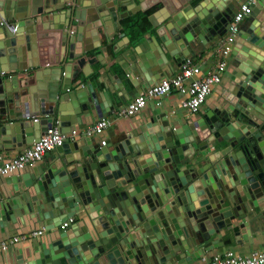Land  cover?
<instances>
[{
  "label": "water",
  "instance_id": "95a60500",
  "mask_svg": "<svg viewBox=\"0 0 264 264\" xmlns=\"http://www.w3.org/2000/svg\"><path fill=\"white\" fill-rule=\"evenodd\" d=\"M27 1L0 0V71L5 72L0 75V117L10 120L0 122V144L6 149L31 145L53 124L69 132L82 114L94 109L103 116L89 80L64 95L71 88L70 80L80 83V70L89 62L77 59L82 48L76 42L81 41L83 30L97 33L105 26L111 33L113 22L134 12L130 0H32L30 7ZM154 1L161 2L167 12L156 30L162 45L155 36L142 41L140 48L153 47L152 39L156 48L148 49L152 54L140 55L137 67L131 68L135 77L145 78L143 91L159 77L161 65L168 63L167 53L178 56L182 50L184 58L194 54L193 47L205 44V38L222 37L239 0H201L196 6L187 4L189 0ZM65 3L73 6L68 14ZM75 6L86 9V20ZM119 6L126 11L118 13ZM54 12L63 17L60 14L57 19ZM154 17L150 20L157 26ZM246 17H253L252 24L239 31L231 52L238 58L231 62L227 75V107L218 105L179 126L155 112L150 118L152 127L147 124L133 133L136 139L126 136L98 146L90 142L81 149L84 160L76 150L66 155L68 165L59 170L38 167L24 174L23 183L10 188L20 196L18 205L0 195V225L14 220L12 210L17 213L20 208L28 215L37 214L43 222L51 219L44 223L47 230L73 217L79 205L92 219L93 233L82 226V236L76 237L69 228L59 232L49 248L41 245L38 264H101L99 258L105 264H160L172 257L190 264L200 257V243L215 245L213 234L249 232L241 222L255 209L264 217V0L254 3ZM64 25L70 26V33L63 31ZM58 32L60 47L45 40L54 36L58 42ZM28 56L34 63L27 62ZM35 56L38 62L55 64L42 68ZM10 71L16 72L11 75ZM130 78L135 85L137 81ZM33 93L37 104H33ZM63 99L73 106L62 103ZM43 100L44 107L51 106L53 112L33 120L38 112L35 107L42 106ZM68 148L77 149V142L64 143L56 150L67 154ZM191 159L204 163L198 170L178 168ZM86 252L91 254L90 261ZM34 253L33 249L30 256Z\"/></svg>",
  "mask_w": 264,
  "mask_h": 264
},
{
  "label": "crops",
  "instance_id": "0c3cea01",
  "mask_svg": "<svg viewBox=\"0 0 264 264\" xmlns=\"http://www.w3.org/2000/svg\"><path fill=\"white\" fill-rule=\"evenodd\" d=\"M200 1L201 0H189L187 4L196 6ZM245 1L246 0H239L238 2H235L236 9L241 3H244ZM130 2L131 4L129 5V7H132L134 12H131V14H128L127 16L113 22L111 26L113 27L111 28L113 29V31L111 33H109L108 31L109 28L105 26H103V29L97 33L95 29L83 30L81 41L76 42L79 47L82 48V53L77 56V59L83 58L85 60H88L90 63L85 62L86 64H84L83 68L80 70V83L78 84L75 79L70 80L71 88L69 92L65 93L64 95L68 96V94H72V90L74 88H78L79 85H85L89 80L93 88H95V93H97L98 100L103 107V116H100V112L94 109L88 114H82L80 117V123L70 126V129L77 130V134L71 138H67L65 143L76 141L78 146L77 149L68 148L66 151L67 154H65L63 152H58L55 148L53 151L46 153L40 161L33 164H28L22 170L15 171L13 173H10L9 175L1 176L0 195H3L5 199L16 201V204L18 205L20 202L18 198L20 196H15L10 188L18 184L20 186L23 183L22 176L24 174L33 173L34 170H36L38 167H40L43 171L47 169L52 171L59 170L63 165H68V163L65 162L67 160L66 155L73 153L76 150L77 152H79L80 157H82L84 160L86 158V155L81 152V149L85 146L88 147L89 144H91L90 142H93L95 146H98L101 144L102 140L116 143L122 139H125L126 136L136 139L137 136H134L133 133L139 131L141 132L143 128L147 126V124L152 127V125L150 124V118L155 112H157L159 115L162 114V116H164L170 124L179 126L181 124L191 123L193 120L201 117L207 111H210L218 105H223L224 107L228 106V101H226L225 97L228 94L230 79H228L227 75L232 69L231 62H235V60L238 58L231 53L232 51L225 58L228 66L225 72H223L222 74L220 83L215 85L211 89L210 93L207 95L205 101L199 107L198 111L191 112L188 109L183 108L181 102L184 96L175 91H172L168 94L160 96L159 98L148 100L146 105L133 116L118 114V112L122 110L126 106V104L136 96L137 92L143 91L142 84L146 82L144 77H135L136 75L133 74L131 68L137 67L136 61H139L140 55L144 56L146 53L152 54V52L148 49L156 48L155 41L153 39L152 41H150V44L153 47L144 45L142 48H140L138 45L145 39L152 38V36H155L158 42L162 45L156 30L162 25V23L159 22L163 20V18L167 15V12L161 2L154 0H142V2H139L138 0H130ZM27 4V7H30L32 5V0H28ZM142 5H144V7ZM72 7L73 6L71 3L64 4V9H66L67 14ZM74 9L82 10L84 13L83 18L86 20L87 14L85 13V8H81V6H75ZM124 11H126V8L124 6H119L117 12L122 13ZM144 11L149 12L148 18L150 21V28L146 32H144V34H139V37L133 38L128 34L127 28L124 25L123 21L128 17H135L137 14H140ZM54 14L56 15V12H54ZM60 14L62 13L60 12L56 15L57 19L60 18ZM152 15H155L154 18L158 23L157 26L152 25V22L150 20V17H152ZM252 19L253 17L251 19L245 17L239 24L240 30L251 25ZM72 22L73 24L78 23L77 20H73ZM63 31H67V33H70V26L64 25ZM225 36L226 33L222 37L216 36L212 40H208L205 38V44L200 43L196 47H193L194 54H190L184 58L190 57L193 63L199 65L203 71L212 69L222 58L220 49ZM57 37L58 42L55 41L56 37L54 36H45V40H48L49 44L51 45L57 44L59 46L61 40L60 32H58ZM238 38L239 37L236 38V42L233 45L234 47L232 50L236 49L235 45ZM177 54L178 56H171L169 55V53H167L169 61L167 64L161 65V68L157 70L159 77L154 82H157L164 76L170 77L178 72L184 58H181L182 50L178 51ZM30 57L32 56L30 55ZM30 57L28 56L27 62L29 61V63H34L33 58L31 59ZM34 58L35 63L38 62L39 59L37 58V56H35ZM75 59L76 58L73 59L74 62ZM58 60L59 57H57V61ZM47 63H49L48 65L51 66L55 64L54 61L50 62L49 60L45 62H38L39 66L42 68H48ZM137 69L139 71V74H141V70L139 68ZM15 72L16 71H10L7 73L12 75ZM20 72L22 73V70L19 71V73ZM130 77H132L134 81H137L135 85H133V83L131 82ZM44 91L46 94L47 90ZM47 97L45 95L44 99L46 101ZM32 98L34 99V103L32 102V100L31 102L33 104H37L38 98L36 96V93H33ZM45 100H43L44 103L42 102V106L39 105L38 109L37 107H35L38 112H35V114H33V120L34 118L40 119L44 116H50V114L53 112L51 106L44 107ZM61 102L65 104L70 103L73 106L71 101L66 102L63 99ZM39 111L43 116L39 114ZM100 117H105L108 119L109 124L107 128L100 135L95 133L87 134L86 130L88 129V127H90L91 124ZM6 118L7 117H0L1 124L10 121L8 120V118ZM53 126H56L59 129V126L57 124H53ZM86 136L91 137V140L86 139ZM26 147L28 146L21 145L6 149L0 144V156H3L4 158L14 156L19 152H22ZM148 156L147 158H144V160H147ZM87 158L89 159V156H87ZM194 162L195 163H191L190 160H188V162L178 164V168L180 170H187L188 167L193 166L196 170H198V167H200L204 163L203 160L195 159ZM170 165L171 163L167 166L169 167ZM161 172L162 169L158 170L156 175H160ZM15 177H17L16 183L15 180L13 182V179H15ZM76 205L78 204L76 203ZM82 208L83 205H79L75 212V215L73 216L74 222L67 228H71L76 237L82 236L83 233L80 230V227L82 226L88 228L91 233H93L94 230L92 219L87 213L84 212ZM12 211L14 212V220H7L5 225H0V264H38L39 254L42 253V248L40 246L43 245L46 248H49L50 242L57 237L58 233L65 231L66 229L64 230L61 229L60 226H56L50 230H47L45 229L44 223H50L51 219H47L43 222L38 218L37 214L31 213L28 215L25 209L21 208L17 209V213L14 209ZM125 221L127 222L128 229H132L133 227H131L128 223V219L125 218ZM236 223L238 222L235 221V224ZM241 223H244L242 225L243 227L246 226L245 228L250 229L249 232L245 231V233H242V235L241 233L239 235H233L226 234L225 231L221 230L219 233L213 234L211 236V240L213 239V241L216 242L215 245L208 247V242L200 243L198 245V247L202 249L200 257H197L196 260L192 261L190 264H203V257L208 258L213 254L222 253L228 249H231L235 253L240 255H247L249 254V252L256 249L264 250V217L260 214V210L255 209L253 213H248L246 215V218L243 219ZM42 228L46 230L44 234L32 239L29 238L32 231ZM106 234L108 235V233ZM2 244H4L6 248H3ZM33 249L35 251L34 256H30V252ZM85 254L87 257V261H90L91 254H89V252H86ZM182 257L185 258L186 255L182 254ZM99 260L101 264H105L102 263V259L99 258ZM160 264L182 263H178L177 259L172 257L169 260L161 261ZM183 264H188V262L185 261Z\"/></svg>",
  "mask_w": 264,
  "mask_h": 264
},
{
  "label": "built area",
  "instance_id": "2783aa9c",
  "mask_svg": "<svg viewBox=\"0 0 264 264\" xmlns=\"http://www.w3.org/2000/svg\"><path fill=\"white\" fill-rule=\"evenodd\" d=\"M257 1L246 0L236 9L221 45L222 58L212 69L203 71L199 65L193 63L190 57L184 58L177 73L170 77L164 76L157 82L152 83L145 91L139 92L118 114L133 116L146 105L148 100L159 98L172 91L184 96L181 102L183 108L191 112L198 111L211 89L220 83L222 74L228 66L225 58L230 54L236 38L239 37V24L246 16L252 13L253 4ZM3 74L5 72L0 71V75ZM34 120H37V118H34ZM108 124L107 118L100 117L88 127L86 132L87 134L95 133L100 135L107 128ZM76 134V129H70L69 132L63 133L56 126L49 127L46 133L41 135L36 142L26 147L22 152L5 158L0 156V177L22 170L26 165L40 161L46 153L61 146L67 138H71ZM101 144H104V140L101 141ZM73 222L74 217H69L61 222L59 226L65 230ZM45 232L44 228L32 231L29 238L32 239ZM2 247L6 248L4 244H2ZM202 260L203 264H264V250L256 249L247 255H240L228 249L222 253L213 254L208 258L203 257Z\"/></svg>",
  "mask_w": 264,
  "mask_h": 264
},
{
  "label": "trees",
  "instance_id": "16d2710c",
  "mask_svg": "<svg viewBox=\"0 0 264 264\" xmlns=\"http://www.w3.org/2000/svg\"><path fill=\"white\" fill-rule=\"evenodd\" d=\"M149 12L144 11L137 14L135 17H128L124 19V25L131 37L137 38L139 34H144L150 28ZM143 36V35H142Z\"/></svg>",
  "mask_w": 264,
  "mask_h": 264
},
{
  "label": "rangeland",
  "instance_id": "374dc122",
  "mask_svg": "<svg viewBox=\"0 0 264 264\" xmlns=\"http://www.w3.org/2000/svg\"><path fill=\"white\" fill-rule=\"evenodd\" d=\"M190 162H191V163H195V162H194V159L190 160Z\"/></svg>",
  "mask_w": 264,
  "mask_h": 264
}]
</instances>
